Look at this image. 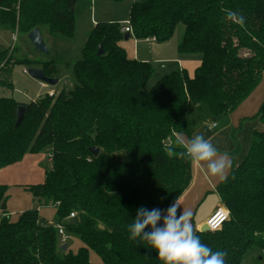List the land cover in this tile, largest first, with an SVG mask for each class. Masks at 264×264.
<instances>
[{
  "label": "trees",
  "instance_id": "obj_1",
  "mask_svg": "<svg viewBox=\"0 0 264 264\" xmlns=\"http://www.w3.org/2000/svg\"><path fill=\"white\" fill-rule=\"evenodd\" d=\"M79 1L0 0V30L27 37L38 28L45 43V34L72 41ZM227 10L242 15L245 26L229 20ZM127 20L135 39L158 43L170 41L182 24L177 52L199 56L200 65L192 76L176 70L146 90L153 65L128 58L119 45L123 27L98 22L72 66L71 91L30 103L1 97L0 170L43 153L51 169L43 183L26 188L36 208L13 220L7 187L0 185V264H93L90 251L100 264H162L146 241L130 239L129 229L139 207L166 209L192 180L191 163L176 143L177 136L191 138L183 115L205 105L216 120L260 83L264 90V0H134ZM48 50L43 59L0 50V69L34 66L56 78L64 58ZM18 107L24 117L15 127ZM255 118L264 121V91ZM254 136L247 156L216 187L229 220L218 231L195 232L213 251L227 253L226 264H241L253 248H264V130ZM90 148L99 149L96 157ZM48 206L54 225L38 213ZM56 226L80 241L76 253L61 250Z\"/></svg>",
  "mask_w": 264,
  "mask_h": 264
},
{
  "label": "rangeland",
  "instance_id": "obj_2",
  "mask_svg": "<svg viewBox=\"0 0 264 264\" xmlns=\"http://www.w3.org/2000/svg\"><path fill=\"white\" fill-rule=\"evenodd\" d=\"M130 5L131 0H124L121 3H115L113 0H81L77 2L74 9L75 30L72 42L62 40L55 36L50 37L45 34V40L50 50L53 51L56 56L59 55L65 58V62L69 64L67 65L64 62V64L57 65L58 77L60 79L59 84L53 87L47 85H44V87L42 88L39 87V82L37 80L32 79L27 73L23 72V68H26L28 70L35 68L34 66L23 67L20 65H15L13 66L11 72H8L7 68L2 66L3 68L0 69V98H12L13 100L20 103H30L31 101H35L43 97L45 93H47L48 89L54 90L55 94H58L61 91H71L77 84L72 73V66L81 58V50L83 48L87 33L91 31L93 27L92 24H94L95 21H106L107 23L118 24L119 26L123 27L128 19ZM183 32L184 26L182 24H178L175 28V32L171 40L169 41V45L172 46V48L176 47V45L180 42ZM63 42L68 45L71 44L70 47L68 46V50L66 49V45ZM133 44L135 45V49L138 50V53L141 56L150 55V43H147L144 40H130L129 45L131 46ZM0 50H8L10 54L12 53L11 51H14L12 53V58L15 59L23 58L26 55L31 58L43 59V54L38 53L36 50L34 51V48L27 37L24 35L16 34L15 31L10 32L6 30H0ZM168 53L169 55H171L173 51L171 50ZM153 66L155 67V71L145 87L146 90H149L162 77L159 76L160 74H157L156 72L158 66ZM263 91L264 90L262 83H260L253 91L252 98H257L259 100V105L257 108L258 110L263 101ZM185 118L187 119L185 120L189 123L190 126L189 130L191 138L201 133L205 136V138L209 134H212V131H207L206 129V125L208 124L211 125L214 122H218L219 126L222 127L221 120H214L205 105L202 106L201 110H188L185 113ZM257 126H262V128L260 130H254L253 128ZM236 129H238V127ZM236 129H232L231 132H234ZM252 129L253 130H251V134L249 136V144L248 141L243 142V145L241 144L240 147L241 154L244 152V146L248 149V151L246 150V152H244L245 154H243V159L247 156L252 141L255 140V133L264 130V121H260V119L254 121ZM166 144V146H168L171 144V142L166 141ZM43 154L47 155L45 153ZM35 155L36 154H28L25 161L23 162V167H21L20 169L21 171H23V174H25L20 175V180H26V176H30V181L32 182H13L3 185L7 187V212L10 214V216H12V220L16 218L19 211L22 213L23 211L36 208L37 202L32 198L31 194L26 191V188L43 183L45 171L51 169V163L46 157L44 158V161L39 163L36 167L33 166ZM48 158L50 157L48 156ZM234 165L237 166L236 162L234 163ZM39 173H42V176H39ZM208 204L209 203L204 202L203 199L199 203L197 215L203 213L204 208L208 206ZM220 207L223 208L224 205L222 204ZM50 209L51 208H47L41 211L42 216L40 217L45 221H47V217L53 216V218H55V213L52 214ZM201 221H203V219ZM48 224L54 225L55 223L53 220H50V223ZM194 231L196 232L197 230ZM72 238L73 244L71 245V241L69 240L67 242V248L70 247V249L68 248V250H71L72 253H76L79 248L82 247V244L77 238ZM89 259L93 264L101 263L100 258L91 251L89 252ZM241 264H264V248H253L246 255H244Z\"/></svg>",
  "mask_w": 264,
  "mask_h": 264
},
{
  "label": "crops",
  "instance_id": "obj_3",
  "mask_svg": "<svg viewBox=\"0 0 264 264\" xmlns=\"http://www.w3.org/2000/svg\"><path fill=\"white\" fill-rule=\"evenodd\" d=\"M133 1L134 0H131V4ZM98 22L99 21H95V23L92 25L94 26ZM89 32L87 33V36ZM87 36H86V39H87ZM130 40H137V39H135L132 35H130V38L127 41L123 39L119 43L120 47L126 51L128 58L131 60L139 61V62H146V63H151L152 65H157L158 68L156 69V72L157 74L158 73L160 74L159 76L169 74L176 70H185L189 76H192L195 69L201 63V58L199 56H180L177 52V46L179 43L176 45V47L172 48V46L169 45L170 44L169 41L166 43H158L153 39H146L144 41L151 44L150 55L141 56L138 53V50L135 49L134 44H133L134 47L133 45L131 46L129 45ZM65 45H66V49L68 50V46L70 47L71 44L68 45L65 43ZM171 50L173 51V53L169 55L168 52ZM154 71H155V67H154ZM56 79L58 80V83L55 86H57L60 82V79L58 77V71H57ZM49 91L55 94L54 90L48 89L47 92ZM252 95L253 93L244 102H242V104H240L238 108L234 110L232 113L217 118L221 120L222 127L219 126L218 122H214L216 123V126L212 128L211 130L208 128H210L213 123L212 124L210 123L211 125L209 124L206 125L207 131L213 132L212 134H209L206 137V139L211 140L212 143L219 149L221 154L223 153L228 154V156L232 160L231 168L236 167L234 163L236 162V164L238 165L243 160V154H245L244 152H246V150L248 151L247 147L244 146V152L241 154L240 147H241V144L243 145V142L248 141V144H249V136L251 134V130L253 129L260 130L262 128V126H257L252 129L254 121L258 120V118H255V115L258 112L257 108L259 105V100L257 98L253 99ZM183 118L186 119L185 114L183 115ZM237 127L238 129H236ZM232 129L233 130L236 129V130L234 132H231ZM183 138L186 140L189 139L186 137H183ZM27 156L28 155L24 156V159H22L20 162L0 170V185L9 184L13 182H23L24 183V182L30 181V176H26L27 178L26 180H20L21 178L20 175H25L23 174V171H21L20 169L21 167H23V162L25 161ZM45 157L48 159L47 155L36 154L34 156L35 161L33 162V166L36 167L39 163L43 162ZM231 168L229 169L228 174ZM191 175H192V180L189 186L187 187V189L184 191V193L182 194V196L178 199L176 203L180 206L182 210H188L191 212L193 228L194 230L199 231V229L202 228V225L205 219L214 210H216L217 208H221L220 206L222 205V202L220 200L219 195L216 192V187L221 182V180H219L218 178L209 177L208 175L205 174L203 169L197 168L193 166L192 164H191ZM39 176H42V173H39ZM203 199H204V202H207L209 204L208 206L204 208L203 213L197 215L199 203ZM47 208H51L50 210L52 214L55 213V209L51 206L40 207L38 208L39 216H42L41 211ZM6 211H7V205H6ZM18 214H21V212L19 211ZM1 217H2V214L0 213V218ZM11 217L12 216H10V218ZM202 219L203 221H201ZM50 220H53L55 223V219L53 218V216L47 217L46 222L50 223ZM72 239L73 238L71 237L69 239L71 241V245L73 244ZM67 245L68 243L66 244V246ZM68 248L70 249V247Z\"/></svg>",
  "mask_w": 264,
  "mask_h": 264
},
{
  "label": "clouds",
  "instance_id": "obj_4",
  "mask_svg": "<svg viewBox=\"0 0 264 264\" xmlns=\"http://www.w3.org/2000/svg\"><path fill=\"white\" fill-rule=\"evenodd\" d=\"M227 18L244 27V17L227 10ZM176 143L182 149L179 156L193 166L204 170L211 178L226 179L232 160L201 133L191 139L177 136ZM147 229V230H146ZM130 239L146 241L162 261V264H226L225 251H213L201 242L192 224V214L182 210L174 202L166 209L144 206L136 210L130 226Z\"/></svg>",
  "mask_w": 264,
  "mask_h": 264
},
{
  "label": "water",
  "instance_id": "obj_5",
  "mask_svg": "<svg viewBox=\"0 0 264 264\" xmlns=\"http://www.w3.org/2000/svg\"><path fill=\"white\" fill-rule=\"evenodd\" d=\"M130 38V34L125 33L123 39L125 41H127ZM27 39L29 40V42L31 43V45L33 46V48L40 54L43 55H48L49 50L48 47L39 31L38 28L32 30L28 35H27ZM104 53V51L102 50V45L99 44L98 46V51H97V55L100 56ZM27 74L34 80H37L38 82H41L47 86L53 87L58 83V80L56 78H48L44 75V73L42 72V70L40 69H28L27 70ZM23 117H24V109L21 107H18L17 112H16V124L15 127H18L22 121H23ZM90 152L93 156H97L99 153V149L97 148H90ZM199 232L201 233H205V232H209V229L207 228V226L203 225L202 228L199 230ZM67 248L66 245H62L61 246V250L65 251Z\"/></svg>",
  "mask_w": 264,
  "mask_h": 264
},
{
  "label": "built area",
  "instance_id": "obj_6",
  "mask_svg": "<svg viewBox=\"0 0 264 264\" xmlns=\"http://www.w3.org/2000/svg\"><path fill=\"white\" fill-rule=\"evenodd\" d=\"M122 33H128L132 35V30L130 29L129 21L123 25ZM154 40V39H153ZM23 72L27 73V69L23 68ZM45 84L39 82V87H44ZM45 95L48 97H53L54 93L49 91ZM216 126V123H213L209 129H212ZM70 218H74V214H70ZM223 217V218H222ZM229 220V211L225 207L217 208L214 210L204 221L203 225L207 226L209 232H215L220 230L223 225ZM202 225V226H203ZM58 231L59 243L60 245H66L70 237L66 234L64 229L61 226H56ZM200 230V229H199Z\"/></svg>",
  "mask_w": 264,
  "mask_h": 264
},
{
  "label": "snow or ice",
  "instance_id": "obj_7",
  "mask_svg": "<svg viewBox=\"0 0 264 264\" xmlns=\"http://www.w3.org/2000/svg\"><path fill=\"white\" fill-rule=\"evenodd\" d=\"M223 218V217H222Z\"/></svg>",
  "mask_w": 264,
  "mask_h": 264
}]
</instances>
